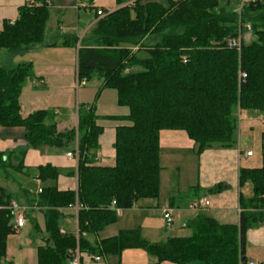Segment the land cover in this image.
I'll list each match as a JSON object with an SVG mask.
<instances>
[{
    "label": "trees",
    "instance_id": "16d2710c",
    "mask_svg": "<svg viewBox=\"0 0 264 264\" xmlns=\"http://www.w3.org/2000/svg\"><path fill=\"white\" fill-rule=\"evenodd\" d=\"M88 1L91 5L94 0ZM130 1L115 0L118 8L105 10L104 16L96 12L97 25L90 37L80 40L71 33L60 44H52L80 41L79 81L97 75L101 89H115L118 103L129 107L127 114L107 116L122 121L115 127L112 166L96 163L104 127L97 122L95 105L79 107L77 127L63 131L57 128L55 111L40 109L24 117L20 97L32 76L31 64L0 65V126L24 127V139L33 148L73 150L78 143L77 191L58 189L56 168L37 169L40 180L52 181L43 185L36 202L44 209L46 232L45 244L38 246V264H69V249L78 244L84 253L98 256L142 249L155 256L157 264H248L245 234L264 223V133L262 165L240 169V186L250 184L252 193L240 194L239 224L198 214L188 225L193 229L189 237L150 242L140 229H131L93 245L86 236L117 221L113 201L118 208L128 209L140 199L159 197L162 130L186 131L201 152L237 142L241 111L264 113V0H249L241 18L222 0ZM50 11L49 0H32L20 8L15 21H4L0 56L42 44ZM245 24H251L255 38L248 44L242 41L238 51L229 41L247 31ZM0 169L14 170L3 153ZM11 201L0 186V264H13L6 259L8 237L17 230L8 208ZM76 205L78 235L62 233L61 209Z\"/></svg>",
    "mask_w": 264,
    "mask_h": 264
},
{
    "label": "crops",
    "instance_id": "0c3cea01",
    "mask_svg": "<svg viewBox=\"0 0 264 264\" xmlns=\"http://www.w3.org/2000/svg\"><path fill=\"white\" fill-rule=\"evenodd\" d=\"M32 0H0V31L4 21H15L19 16V10ZM51 11L58 9L50 15L47 25L46 36L58 32L60 34L74 33L82 39L86 36L89 28L97 20L96 12L113 11L118 8L115 0H94L90 5L88 0H49ZM93 6V8H91ZM82 25V27H80ZM56 26L57 29H56ZM247 33V31H245ZM253 40V39H252ZM58 41V40H56ZM243 43L244 39L242 40ZM61 43V42H57ZM80 44H78V49ZM77 49V50H78ZM78 55V51H77ZM45 84L46 77L41 74L38 78ZM34 112V111H33ZM254 111H241L239 116V129L253 131L255 125L264 127L263 113H251ZM32 113V112H30ZM28 113L27 115H29ZM127 114V113H124ZM25 115L24 117H26ZM123 115V114H122ZM58 128L71 129L76 127L77 120L59 118ZM121 122V121H120ZM120 124V123H119ZM118 125V124H117ZM116 125V126H117ZM104 128L99 137V149L96 151V163L112 166L115 163V127ZM0 128H10L2 127ZM14 128V127H12ZM263 129V128H262ZM6 130V129H4ZM8 130V129H7ZM264 130L261 131L260 136ZM242 140H238L233 146L214 145L201 152L197 151L196 142L191 139L184 130H162L160 133V195L158 198L145 199L143 203L139 200L133 207L121 209L118 213L119 219L113 223L114 227L109 229V235L102 236L105 231L102 229L98 233L86 235L91 244L96 245L101 240L114 237L122 230L140 229L144 239L152 242L155 225L148 221L152 217L150 214L156 212L163 216V211L167 207L175 210V218L185 221L184 226H188L190 221L198 214H203L216 219L223 224H239L242 211L240 205V194L250 196L251 186H240V169L255 168L262 165V155L259 160L255 159V153L248 156L246 153L252 151L244 148ZM59 148L44 147L38 149L29 146L25 139L16 138L12 131H0V153L4 154V160L10 164L11 153L19 152L21 155L15 156L13 169L4 171L0 169V186H2L11 196L12 200L28 206L26 214V225L18 228L15 233L9 235L7 240V257L13 264H38V246L45 244L44 234L35 245L31 230L42 232L45 229L44 209L36 205L39 197V189L43 185L52 181L43 182L38 178V167L50 165L59 171L56 184L60 190L77 191L78 162L69 158L66 153L70 150H58ZM21 156V157H19ZM19 161L22 163L19 164ZM18 170H15L17 169ZM247 185V184H246ZM208 197L210 205L199 210L191 211L190 203L201 198ZM155 204H157L155 206ZM63 219L61 229L65 233L78 235V206L61 209ZM195 214V215H194ZM28 215V216H27ZM149 219V220H148ZM74 224L75 231L71 229ZM264 223L256 231H251V242L260 251L264 259ZM133 254L140 256L145 264H157V259L150 257L145 250L130 249ZM97 254L84 253L82 264H111L110 260L103 261L102 255L99 260H95ZM249 261H254L252 258ZM161 264H175L164 261Z\"/></svg>",
    "mask_w": 264,
    "mask_h": 264
},
{
    "label": "rangeland",
    "instance_id": "374dc122",
    "mask_svg": "<svg viewBox=\"0 0 264 264\" xmlns=\"http://www.w3.org/2000/svg\"><path fill=\"white\" fill-rule=\"evenodd\" d=\"M155 1L164 2V0ZM248 1L249 0H222V3L228 4L229 7L240 16L239 18H241L242 9ZM54 11L57 12L58 9L50 12L54 14ZM96 21L87 31L86 36L88 35L90 37L93 28L97 25ZM57 27L58 26H56V29ZM80 27H82V25H80ZM243 31H241L240 33H242ZM67 35L68 34H60L57 29V32L52 33L50 36L49 34H47L42 44H39L33 48L24 49L17 52H2L0 56V65L6 68H12L21 63L31 64L32 76L25 81L20 97L21 114L25 116L30 112L40 109L55 111V113L57 114L56 121L58 128L59 118L62 117L64 118V120L68 119L69 122L72 121L73 123L77 120L78 124V108H82L85 105H95L96 113L99 116L97 120L98 124L102 125L104 128H112L114 127V125L116 126L117 124L122 123V121L120 122L119 120L107 117L110 115H122L129 112L128 106L120 105L118 103V95L115 89H101L102 81L97 75L89 81H79L77 76V49L80 41L76 45H52L54 42H62ZM254 38L255 35L252 30L247 31V33L244 32L242 34V40L244 39V42L247 44ZM87 42L92 43L90 38ZM134 49L137 48L134 47ZM41 74L46 77L45 84L39 82L38 78L41 76ZM33 81H36V83ZM251 113L260 112L254 111ZM123 123L125 122L123 121ZM260 124L255 125L253 131H247L246 129L244 130L242 128L237 132L236 136L237 141L240 139L242 140L245 146L244 148H250L255 153V159L257 160L261 158L262 154L260 133L262 130H264V127H262ZM4 129L0 128V131L5 133L7 131H12L13 133H15L16 138L19 139H24L25 137L24 127ZM58 130L63 131L65 129H62L61 127V129L58 128ZM15 159L16 158L13 154L10 155V163L13 164ZM12 171L14 173L16 172L14 170ZM246 187L250 188V184H247ZM140 201L143 203L144 199H140ZM156 205L157 204H155V206ZM124 211L126 210L123 209V215L125 213ZM196 212L200 211L196 210L194 213L196 214ZM150 215L152 217L150 218V220L148 219V222L153 223L156 230L154 232L146 234H149L148 236H152V242L165 241L170 237H189L193 234V229L191 227L184 226V224L186 223L185 221H180L175 218L173 223L168 226L166 225V222L162 215L156 212ZM261 226L262 224L255 226L247 230L245 234V255L248 260L252 258L255 264L264 263L263 257H261V255L259 254L260 251L263 250L259 249V251L258 248H255V245H253L250 241L251 231H256ZM112 227H114V224L108 225L105 228L106 232H103L102 236L109 235L107 231H109V229H111ZM72 228H74L71 229L74 232V224ZM31 234L32 238L35 239L36 245L39 242V239L44 234H46V232L43 227L42 232L33 228L31 230ZM130 251L133 250L124 249L119 253L103 254V261H106V259H108L110 260L111 264H145L144 260L141 259L140 256H137L136 254L134 255L133 252ZM148 255H150V257H153V259H156L155 256L151 254Z\"/></svg>",
    "mask_w": 264,
    "mask_h": 264
},
{
    "label": "built area",
    "instance_id": "2783aa9c",
    "mask_svg": "<svg viewBox=\"0 0 264 264\" xmlns=\"http://www.w3.org/2000/svg\"><path fill=\"white\" fill-rule=\"evenodd\" d=\"M133 2H134V0H131L129 3H133ZM97 13L100 16H104L107 12L99 9L97 11ZM244 29L247 31H251L252 30L251 24H245ZM242 34L243 33H240L239 37L231 39L229 41V46L232 48H236L238 51H240L241 46H242V43H241L242 42ZM242 77H246V74L243 73ZM33 82L36 83V81H33ZM246 154L248 156H251V155H253V151H248ZM66 155L69 158L78 161V143H75L74 149L68 151L66 153ZM39 192H41V188L39 189ZM112 204L116 208V211L118 213H120L121 209L116 206V202L113 201ZM209 205H210V199L208 197L204 196V197H201V198L193 201L192 203H190L189 208L192 210H201V209L207 208ZM8 208L13 211L15 228L18 229V228L24 227L26 225V222H27L26 214H27L29 207L19 203L16 200H12L8 204ZM163 217H164V220L166 222V225L170 226L175 219V210L172 207H167L163 211ZM61 232L65 233V231L63 229H61ZM69 256H70L69 264H82L84 252L81 251L79 244L77 245V247H75L73 249H69ZM99 259H100L99 256L95 257V260H99ZM248 264H255V263L253 261H249Z\"/></svg>",
    "mask_w": 264,
    "mask_h": 264
}]
</instances>
